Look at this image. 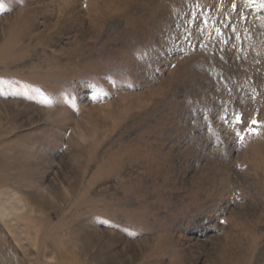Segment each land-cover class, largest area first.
Listing matches in <instances>:
<instances>
[{
  "label": "rangeland",
  "instance_id": "1",
  "mask_svg": "<svg viewBox=\"0 0 264 264\" xmlns=\"http://www.w3.org/2000/svg\"><path fill=\"white\" fill-rule=\"evenodd\" d=\"M262 2L3 0L0 264H264Z\"/></svg>",
  "mask_w": 264,
  "mask_h": 264
},
{
  "label": "snow or ice",
  "instance_id": "2",
  "mask_svg": "<svg viewBox=\"0 0 264 264\" xmlns=\"http://www.w3.org/2000/svg\"><path fill=\"white\" fill-rule=\"evenodd\" d=\"M251 2L254 3L255 0H251ZM0 7H3V0H0ZM232 7L235 10L236 5L233 4ZM258 7L264 8V2L260 3ZM217 32H219V29H217ZM224 119L227 120V117H224ZM233 120L236 126L239 128V130L236 131L235 135L239 138L241 143H243L246 135H259V132L256 131V127L264 126V125H260L259 121L256 119H251L249 124V121H247L241 114H235L233 116ZM241 125H243V128H240Z\"/></svg>",
  "mask_w": 264,
  "mask_h": 264
},
{
  "label": "bare ground",
  "instance_id": "3",
  "mask_svg": "<svg viewBox=\"0 0 264 264\" xmlns=\"http://www.w3.org/2000/svg\"><path fill=\"white\" fill-rule=\"evenodd\" d=\"M20 205V204H19ZM27 205H24V204H21L20 206L18 207H11V208H8L7 206L5 205H0V213H1V216L3 218H8V217H11L13 215V213L15 212H21L22 210H25L27 209Z\"/></svg>",
  "mask_w": 264,
  "mask_h": 264
}]
</instances>
